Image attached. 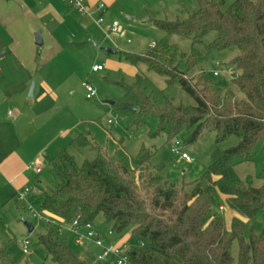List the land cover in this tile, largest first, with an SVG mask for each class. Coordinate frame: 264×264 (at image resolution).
<instances>
[{"label": "trees", "instance_id": "obj_1", "mask_svg": "<svg viewBox=\"0 0 264 264\" xmlns=\"http://www.w3.org/2000/svg\"><path fill=\"white\" fill-rule=\"evenodd\" d=\"M196 2L197 10L183 19L155 20L166 36L144 54H124L130 64L163 77L166 88L177 84L191 103L168 97L156 103L145 93V77L136 74L118 105L122 111L136 107L139 114L155 117L151 137L164 135L170 140L189 130L186 143H192L210 130L216 143L236 136L237 144L214 149L196 180L177 184L163 174L162 165L151 162V148L141 146L133 157L134 166L128 168L123 160L100 151L91 139L75 136L72 142L96 149V157L77 167L72 156L59 151L50 163L55 184L36 192L32 204L67 224L77 220L94 226L95 218L102 215L110 225L109 234L127 235L120 245L131 239L138 242L127 250L129 264H264V232L255 234L250 227L243 233L257 215L264 216V187L241 179L233 167L236 160L250 157L264 134V0H234L227 7L217 0ZM211 32L215 37L201 53L197 45ZM169 34L191 40L188 54L167 42ZM226 49H234L231 81L243 92L242 100L197 70L207 54ZM226 209L233 213L229 226ZM234 240L235 258L230 253ZM37 243L57 264H84L58 227L47 224ZM0 264H15L4 248H0Z\"/></svg>", "mask_w": 264, "mask_h": 264}, {"label": "rangeland", "instance_id": "obj_2", "mask_svg": "<svg viewBox=\"0 0 264 264\" xmlns=\"http://www.w3.org/2000/svg\"><path fill=\"white\" fill-rule=\"evenodd\" d=\"M98 1L106 5L101 14L102 22L95 24L97 13L94 11H91L94 17L80 18L72 14L79 19L76 23L77 30L68 29L75 35L70 37L71 33L65 31L66 29H62L60 33L63 36L62 41H66L69 36L71 40L75 38V42L79 44L71 48L64 46L58 60L62 62L60 67H56L57 61L34 75L36 88L40 80L45 83L43 98L31 97L26 100L27 104L17 106L18 111L14 107L8 109L10 115L4 113L2 118L7 122L15 121L19 116L20 121L17 131L10 123L0 130V136L4 135L6 138L0 151L4 154L16 153L26 166V181L22 182L15 193L12 187L0 178V248L5 249L15 264H57L46 254L44 247L37 243V236L45 232L47 224L58 227L62 238L77 256H83L85 264H98L94 261L97 255L95 248L74 243V233L69 229V224L58 215L32 204L36 192L55 184L50 174V163L59 151H65L72 156L77 167L96 157V149L74 144L72 140L75 136L83 135L91 139L100 151L115 160H123L128 168L134 166L133 157L141 146L151 148L154 152L151 162L162 165L163 174L177 184L196 180L209 165L214 149L227 150L238 142V137L230 136L216 143L214 133L210 130L203 131L192 143H186L189 130L181 131L170 140L164 135L151 137L150 133L154 132L157 126L155 117L139 114L134 109L122 111L118 105L124 96L125 86L134 81L136 74L145 77V93L151 95L156 103H162L164 97L174 102L191 103L190 98L177 84L166 88L163 77L147 71L143 65L130 64L125 60L124 54H144L148 47L166 36L154 21H173L176 17L183 19L188 13L197 10L196 0ZM217 1L227 7L234 0ZM112 21H116L120 27L116 34L108 32ZM214 37V32L207 34L203 43L197 45V49L204 53V45ZM166 40L182 53L188 54L190 51L189 38L169 34ZM102 47L115 49V52L108 53ZM233 52L234 49L213 51L203 58L197 70L211 78L223 91L231 90L237 100H242L245 98L243 92L231 81L234 68L229 65V61ZM94 64L100 65L101 70L93 72L91 69ZM82 83L93 87L94 97L86 98ZM136 118L140 121L134 123ZM14 130L17 138H20L19 141L13 140L11 132ZM175 141L178 142L179 152H184L190 161L180 159L179 153L170 150V143ZM35 167L40 168L39 173H33ZM233 167L241 179L248 178L253 186L264 187V134L258 138L250 157L236 160ZM24 188L31 192L22 197L20 193ZM232 216L233 213L226 209L224 217L227 226ZM21 218L32 222V232H27ZM93 223L105 243L120 242L118 237L108 233L110 225L104 221L102 215L99 214ZM250 227L255 234L264 232V216L259 214L251 220L244 229V235ZM25 240L29 241L27 253L22 251ZM137 244V241L131 239L124 246V250L127 251L130 246ZM237 248V240H234L230 247L234 258Z\"/></svg>", "mask_w": 264, "mask_h": 264}, {"label": "crops", "instance_id": "obj_3", "mask_svg": "<svg viewBox=\"0 0 264 264\" xmlns=\"http://www.w3.org/2000/svg\"><path fill=\"white\" fill-rule=\"evenodd\" d=\"M85 1L94 12L97 3L100 2ZM72 14L80 18L94 17V13L83 16L71 11L63 0H0V130L7 123L18 130L19 116L15 121L4 122L2 119L4 113L10 115L8 109L11 107L18 111L17 106L27 104L31 82L34 83L32 97L42 99L45 83L40 80L36 88L34 75L57 62L64 46L68 45L71 48L79 44L75 42V38L71 40L70 37L75 34L68 30L72 28L77 30L76 23L79 19ZM62 29L71 33L66 41H62L63 36L60 33ZM36 36H39L40 45L36 43ZM61 63L58 61L56 67H60ZM95 65L97 64L93 66ZM11 134L14 141L17 139L19 141L15 130ZM5 139L4 135L0 136V147ZM25 171L26 166L16 153L4 154L0 151V178L12 187L14 193L21 187L22 182L26 181ZM112 236L119 238L120 242L117 243L119 245L127 239V236ZM83 244L85 247L92 246L96 250L95 253L98 252V248L91 242ZM78 257L84 263L83 256Z\"/></svg>", "mask_w": 264, "mask_h": 264}, {"label": "built area", "instance_id": "obj_4", "mask_svg": "<svg viewBox=\"0 0 264 264\" xmlns=\"http://www.w3.org/2000/svg\"><path fill=\"white\" fill-rule=\"evenodd\" d=\"M63 1L68 5L71 11H74L83 16L92 15V12L89 9V6L87 5L85 0H63ZM105 9L106 6L104 3L102 2L97 3L95 7L97 18L94 19L96 25H99L102 22L101 14L104 12ZM119 30L120 27L117 24V22L112 21L108 28V32L110 34H116L119 32ZM99 70H101L100 65H95L92 67V71H99ZM215 74L216 73H213V75ZM82 86L86 90V98L90 99L95 96V91L90 84L82 83ZM170 150L174 153H179L180 159L185 161H190V158L184 152H179L177 141L170 143ZM34 171L35 173H39L40 168L36 167ZM30 192L31 191L29 189L24 188L22 189L20 195L23 197L28 195ZM220 209H222V206H220ZM69 229L74 233V238H73L74 243L83 244L84 241H87V242H91L94 246L98 248V252L95 257V260L97 262L100 263L110 262L113 264H129L127 251L124 250V246L119 244L105 243L102 240V238L99 236L96 228L91 223L87 222L83 225H80L77 222V220H74L69 224ZM81 230H83L84 232H81ZM28 242H29L28 240H25L23 243L22 251L24 253H27Z\"/></svg>", "mask_w": 264, "mask_h": 264}, {"label": "water", "instance_id": "obj_5", "mask_svg": "<svg viewBox=\"0 0 264 264\" xmlns=\"http://www.w3.org/2000/svg\"><path fill=\"white\" fill-rule=\"evenodd\" d=\"M36 43H37V45H40L39 36L36 37ZM102 48L108 53H114L115 52V49H109V48H106V47H102ZM33 88H34V83L31 82V84L29 86V89H28V94H27L29 98H31L32 95H33ZM110 104H112V103L110 102ZM132 109L137 110L136 107H133ZM21 221H22L23 225L25 226V228L27 229V232L30 233V232L33 231L34 226H33L32 222L27 221V220H25L23 218H21Z\"/></svg>", "mask_w": 264, "mask_h": 264}]
</instances>
